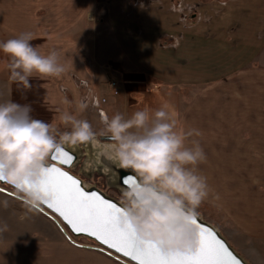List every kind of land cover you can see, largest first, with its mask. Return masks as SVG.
Instances as JSON below:
<instances>
[{"label": "crops", "instance_id": "crops-1", "mask_svg": "<svg viewBox=\"0 0 264 264\" xmlns=\"http://www.w3.org/2000/svg\"><path fill=\"white\" fill-rule=\"evenodd\" d=\"M129 1L0 0V42L31 32V44L41 54L56 50L65 67L59 77L34 74L26 89L9 80V57L0 52V103L30 105L31 116L54 123L58 133L70 130L58 120L65 111L99 132L100 110L127 118L167 106L178 130H195L187 143L198 141L205 152L197 166L209 185L203 202L225 211L239 232L264 236V0H231L208 23L186 26L159 5L131 8ZM163 36L178 47L163 44ZM112 79L123 81L119 94ZM92 97L107 101L97 106ZM14 198L0 191V224L3 200L12 211ZM24 253L3 241L0 264L46 262Z\"/></svg>", "mask_w": 264, "mask_h": 264}, {"label": "clouds", "instance_id": "clouds-1", "mask_svg": "<svg viewBox=\"0 0 264 264\" xmlns=\"http://www.w3.org/2000/svg\"><path fill=\"white\" fill-rule=\"evenodd\" d=\"M32 39L33 34L25 32L0 42V52L9 57V80L26 89L31 88L34 74L59 77L65 71L56 50L41 54ZM87 106L81 102L78 108L83 111ZM166 107L154 113L135 111L127 118L120 113L105 115L100 134L110 137L103 154L136 177L122 190L121 219L142 240L156 243L165 252L185 253L196 247L198 230L191 221L209 195L207 178L197 170L206 155L198 141L187 143L195 130H178ZM31 111L30 105L0 103V177L15 186L25 179L35 184L59 145L96 143L97 133L86 119L61 113L59 122L70 130L58 134L54 123L33 118ZM21 190L30 211L41 206L40 194Z\"/></svg>", "mask_w": 264, "mask_h": 264}, {"label": "rangeland", "instance_id": "rangeland-1", "mask_svg": "<svg viewBox=\"0 0 264 264\" xmlns=\"http://www.w3.org/2000/svg\"><path fill=\"white\" fill-rule=\"evenodd\" d=\"M229 1L231 0H218V2H215V0H204V5L199 7H196V5L189 7L187 0H172L170 2H163V0H130L129 4L131 8L136 6L135 4L143 8L159 5L158 7L164 10L165 15L174 13L176 19L180 22L182 21V25L186 26L191 25L192 21H202L201 23L205 21L208 23L209 20L211 21L208 17L212 18L213 15L217 16L225 12ZM213 4L217 5L213 7ZM203 7L209 8L204 11L202 10ZM190 8L194 9L188 11ZM192 12L197 15L191 17ZM208 12L212 14L209 13L206 16ZM177 36L179 38L180 35ZM167 39V36H163L161 42L171 47H178L179 40H176V38ZM124 84H127V82L125 81ZM102 126V131L96 132L98 135L104 130V124ZM83 161L78 163L72 171L81 175L88 183L96 184L110 195L121 200L122 190L110 186L109 178L97 171H93L94 174L89 177L88 171L90 169L86 167L87 165ZM7 201L3 200L6 211L3 212L2 224L5 227L2 230V224H0V243L3 241L9 242L13 251L18 249L25 251V253L27 252L28 255L46 256L49 260L45 257L46 262L44 264H124L102 251L73 244L51 218L38 212V209L30 211L25 201H21L18 198L10 200L12 211H8ZM196 212L216 225L231 245L250 264H264V236L243 231L239 232L229 221L225 211L209 203L202 202ZM74 239L84 245H94V242L86 237H74ZM63 242L67 244L63 245Z\"/></svg>", "mask_w": 264, "mask_h": 264}, {"label": "snow or ice", "instance_id": "snow-or-ice-1", "mask_svg": "<svg viewBox=\"0 0 264 264\" xmlns=\"http://www.w3.org/2000/svg\"><path fill=\"white\" fill-rule=\"evenodd\" d=\"M59 151L64 157L61 162L69 163L70 157L63 150ZM125 182L133 184L135 180ZM16 187L37 192L48 207L55 208L68 221L73 231L88 232L138 264H224L222 253L226 250L211 237L206 239L202 229L198 230L195 249L185 253L165 252L156 243L142 240L131 224L121 219V207L94 193L86 195L76 179L57 167L45 165L35 184L25 179ZM191 223L196 227L195 219Z\"/></svg>", "mask_w": 264, "mask_h": 264}, {"label": "water", "instance_id": "water-1", "mask_svg": "<svg viewBox=\"0 0 264 264\" xmlns=\"http://www.w3.org/2000/svg\"><path fill=\"white\" fill-rule=\"evenodd\" d=\"M110 142V137L97 134L96 143H80L77 145L70 144H62L55 148L49 155V160H47L46 166H54L59 168L62 172H66L69 176L76 179L79 182L80 189L86 194H96L100 199L111 202L116 207H121V200L117 197L110 195L107 191L101 189L96 184H90L81 175H78L72 171V169L80 162L83 161L86 167L90 170L89 177L94 173L93 171H97L98 173L105 175L109 178V184L112 187L119 188L123 190L126 186L131 185L126 183L127 180H135L136 177L132 173L131 170H125L119 168L116 163L112 160L108 159L106 155H104V151H106V145ZM63 152L70 157L69 163H62L61 161L64 159L61 156L60 151ZM55 156L56 159H52ZM83 164V166H85ZM21 189L27 190L26 188H17L15 185L6 182L5 180H0V191L16 197L20 200H23V191ZM29 191V190H27ZM39 211L47 215L51 218L60 230L64 233V235L75 245L79 246H87L99 251H102L111 257L119 260L124 264H138V261L131 259V257L125 256L121 252H117L115 249L110 248L108 245L102 243V241L98 240L95 236L89 234L88 232H76L72 230V226L68 223L67 220L64 219L63 216L59 212L55 210V208L48 207V204L42 203L38 208ZM196 221V229H202L205 235V238L208 239L211 237L219 245L223 246V249L226 250V253H222L224 264H250L229 242V240L222 234L220 229L214 225L212 222L204 219V217L195 212L194 218ZM75 238L86 237L89 240L94 242V245H84L78 243Z\"/></svg>", "mask_w": 264, "mask_h": 264}, {"label": "built area", "instance_id": "built-area-1", "mask_svg": "<svg viewBox=\"0 0 264 264\" xmlns=\"http://www.w3.org/2000/svg\"><path fill=\"white\" fill-rule=\"evenodd\" d=\"M122 83V80L121 79H112L108 82L109 84V87L114 91L115 94H119L120 92V84ZM91 101L99 106L101 105L102 103L106 102L107 99L106 98H97V97H92L91 98ZM101 114H102V118L105 116L104 115V111L103 110H100Z\"/></svg>", "mask_w": 264, "mask_h": 264}]
</instances>
